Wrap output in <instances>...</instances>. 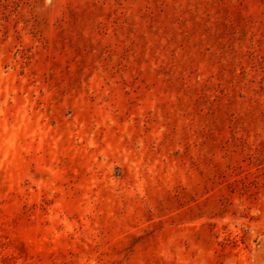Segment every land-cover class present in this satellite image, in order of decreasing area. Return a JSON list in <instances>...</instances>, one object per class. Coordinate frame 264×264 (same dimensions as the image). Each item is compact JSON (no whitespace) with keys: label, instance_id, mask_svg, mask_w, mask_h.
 <instances>
[{"label":"rangeland","instance_id":"obj_1","mask_svg":"<svg viewBox=\"0 0 264 264\" xmlns=\"http://www.w3.org/2000/svg\"><path fill=\"white\" fill-rule=\"evenodd\" d=\"M0 264H264V0H0Z\"/></svg>","mask_w":264,"mask_h":264}]
</instances>
